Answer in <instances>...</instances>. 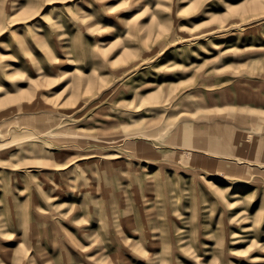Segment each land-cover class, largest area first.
<instances>
[{"label":"rangeland","instance_id":"374dc122","mask_svg":"<svg viewBox=\"0 0 264 264\" xmlns=\"http://www.w3.org/2000/svg\"><path fill=\"white\" fill-rule=\"evenodd\" d=\"M0 264H264V0H0Z\"/></svg>","mask_w":264,"mask_h":264}]
</instances>
